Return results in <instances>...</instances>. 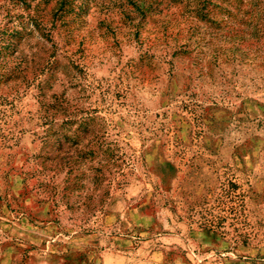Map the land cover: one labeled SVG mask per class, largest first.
<instances>
[{
  "label": "rangeland",
  "instance_id": "rangeland-1",
  "mask_svg": "<svg viewBox=\"0 0 264 264\" xmlns=\"http://www.w3.org/2000/svg\"><path fill=\"white\" fill-rule=\"evenodd\" d=\"M0 264H264V0H0Z\"/></svg>",
  "mask_w": 264,
  "mask_h": 264
}]
</instances>
